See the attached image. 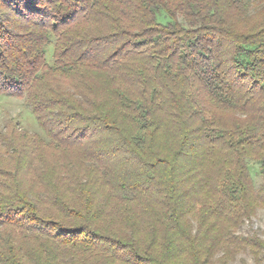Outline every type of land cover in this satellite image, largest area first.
Returning <instances> with one entry per match:
<instances>
[{"label": "trees", "instance_id": "trees-1", "mask_svg": "<svg viewBox=\"0 0 264 264\" xmlns=\"http://www.w3.org/2000/svg\"><path fill=\"white\" fill-rule=\"evenodd\" d=\"M5 96L0 264H264V0H0Z\"/></svg>", "mask_w": 264, "mask_h": 264}, {"label": "rangeland", "instance_id": "rangeland-1", "mask_svg": "<svg viewBox=\"0 0 264 264\" xmlns=\"http://www.w3.org/2000/svg\"><path fill=\"white\" fill-rule=\"evenodd\" d=\"M10 120L18 121L21 127L31 132H40V127L36 117L25 100L11 96L0 97V129L4 128ZM251 169L255 184L259 186L262 182V177L259 173V166L251 164ZM240 233L245 235L256 233L264 240V208L258 209L251 220L246 221V223L242 226ZM213 264L222 263L215 261ZM229 264L257 263L249 252H243Z\"/></svg>", "mask_w": 264, "mask_h": 264}]
</instances>
